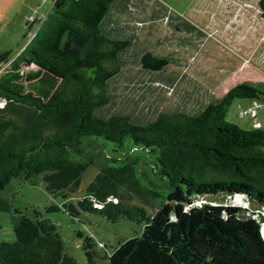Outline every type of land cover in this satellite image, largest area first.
Segmentation results:
<instances>
[{
	"label": "trees",
	"instance_id": "1",
	"mask_svg": "<svg viewBox=\"0 0 264 264\" xmlns=\"http://www.w3.org/2000/svg\"><path fill=\"white\" fill-rule=\"evenodd\" d=\"M131 2L52 0L16 53L0 50V211L12 178L37 177L70 217L141 224L106 264H264V126L224 119L232 99H264V83L236 82L194 110H108L125 54L157 80L169 63L137 52ZM256 7L264 18V0ZM89 165L96 172L69 200ZM12 213L0 264H78L48 218ZM76 234L96 264L91 238Z\"/></svg>",
	"mask_w": 264,
	"mask_h": 264
},
{
	"label": "rangeland",
	"instance_id": "2",
	"mask_svg": "<svg viewBox=\"0 0 264 264\" xmlns=\"http://www.w3.org/2000/svg\"><path fill=\"white\" fill-rule=\"evenodd\" d=\"M51 1L0 0V50L16 53L35 27L36 22H30V18L43 16ZM135 1L129 7H135ZM144 4L147 11H133L134 18L142 24L138 27L139 37H135L137 52L148 49L168 57L169 63L157 80L153 73L140 68L137 56L125 54L118 75L109 84L108 110L146 115L161 109L194 110L236 82L264 83V41H256L261 28L264 30V18L258 14L256 0H141V4L136 3L139 7ZM261 102L263 107L256 108L250 98H234L227 106L224 119L240 127H247L255 120L264 126V100ZM95 172L93 165L85 168L69 200L80 196ZM1 194L9 198L11 206L7 211H0V241L14 238L11 220L12 208L16 207L29 218L36 214L48 218L65 252L78 264H85L86 259L80 247L81 236L76 232L93 241L96 264H106L105 255L116 241L138 234L141 228L135 221L125 218L110 221L95 212H80L77 217H70L61 205L62 198L47 192L37 177L30 182L12 178ZM235 198L238 197L227 201L243 206ZM262 230L264 223L260 226Z\"/></svg>",
	"mask_w": 264,
	"mask_h": 264
},
{
	"label": "crops",
	"instance_id": "3",
	"mask_svg": "<svg viewBox=\"0 0 264 264\" xmlns=\"http://www.w3.org/2000/svg\"><path fill=\"white\" fill-rule=\"evenodd\" d=\"M139 3V4H141V0H136L133 4L135 5V7H131V9H132V11H137V10H141V11H147V6H145L146 4H144V7H139L138 5H136V3ZM137 7H138V9H137ZM136 19V18H135ZM137 21H139L138 19H137ZM256 41H260V43H261V41L263 42L264 41V30H262V28H261V30H260V34H258L257 35V37H256ZM264 43V42H263ZM263 51V53H264V50H262ZM249 77V76H248ZM248 81H250V80H248ZM255 83V82H254ZM262 98V97H261ZM264 99H260V100H258V99H251V101H252V103H253V105H254V107H256V108H261V107H263V103L261 102V101H263ZM254 117H255V115H253ZM256 121V122H255ZM255 121H253V124H255V123H257V124H261L260 122H258L257 120H255ZM252 124V125H253Z\"/></svg>",
	"mask_w": 264,
	"mask_h": 264
},
{
	"label": "built area",
	"instance_id": "4",
	"mask_svg": "<svg viewBox=\"0 0 264 264\" xmlns=\"http://www.w3.org/2000/svg\"><path fill=\"white\" fill-rule=\"evenodd\" d=\"M40 17H42V16H40ZM33 18H39V17H37V16H32L31 18H30V21L33 19ZM32 35V33L30 34V36ZM29 36V37H30ZM253 125H258L257 123H255V124H253ZM95 206L96 207H99L100 205L99 204H95Z\"/></svg>",
	"mask_w": 264,
	"mask_h": 264
},
{
	"label": "water",
	"instance_id": "5",
	"mask_svg": "<svg viewBox=\"0 0 264 264\" xmlns=\"http://www.w3.org/2000/svg\"><path fill=\"white\" fill-rule=\"evenodd\" d=\"M260 234H261V231H260ZM261 236H262V234H261Z\"/></svg>",
	"mask_w": 264,
	"mask_h": 264
},
{
	"label": "bare ground",
	"instance_id": "6",
	"mask_svg": "<svg viewBox=\"0 0 264 264\" xmlns=\"http://www.w3.org/2000/svg\"><path fill=\"white\" fill-rule=\"evenodd\" d=\"M262 234V233H261Z\"/></svg>",
	"mask_w": 264,
	"mask_h": 264
}]
</instances>
